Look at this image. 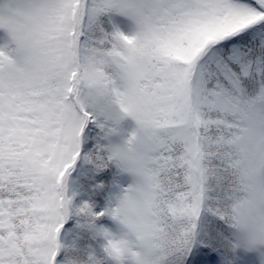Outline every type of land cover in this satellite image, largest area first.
Wrapping results in <instances>:
<instances>
[{"label":"snow or ice","instance_id":"6c2138e0","mask_svg":"<svg viewBox=\"0 0 264 264\" xmlns=\"http://www.w3.org/2000/svg\"><path fill=\"white\" fill-rule=\"evenodd\" d=\"M78 162L131 181L74 205ZM242 212L264 218V0H0V264H232L264 245Z\"/></svg>","mask_w":264,"mask_h":264},{"label":"trees","instance_id":"16d2710c","mask_svg":"<svg viewBox=\"0 0 264 264\" xmlns=\"http://www.w3.org/2000/svg\"><path fill=\"white\" fill-rule=\"evenodd\" d=\"M117 172L118 169L113 164H110L107 168L95 174L83 172L78 162V167L70 178V190L67 193L71 196V189H76V195L72 197V203L74 205H79L81 201H88L92 205L94 211L101 210L107 204L109 196L114 193L117 186ZM72 181H75V184H72ZM97 183H101L103 187L94 189L93 185ZM110 220L111 219L108 217H102L98 220V223L108 225ZM243 249L242 247L236 248L234 252L229 254L232 257V264L238 262V255ZM209 254H213L218 264H221V257L217 252L210 251L208 252V255Z\"/></svg>","mask_w":264,"mask_h":264},{"label":"rangeland","instance_id":"374dc122","mask_svg":"<svg viewBox=\"0 0 264 264\" xmlns=\"http://www.w3.org/2000/svg\"><path fill=\"white\" fill-rule=\"evenodd\" d=\"M131 181V176L128 173L120 172L118 169L117 172V185L124 187ZM119 188L116 186L114 193L118 192ZM114 203V201H113ZM113 222L110 220V223L106 226H112ZM264 252V245L258 246L257 249H243L238 255V264H260V253ZM209 264H217V260L208 255Z\"/></svg>","mask_w":264,"mask_h":264},{"label":"clouds","instance_id":"9594fccd","mask_svg":"<svg viewBox=\"0 0 264 264\" xmlns=\"http://www.w3.org/2000/svg\"><path fill=\"white\" fill-rule=\"evenodd\" d=\"M238 219L241 226V240L244 243L264 241V218L259 215L249 217L242 212Z\"/></svg>","mask_w":264,"mask_h":264}]
</instances>
